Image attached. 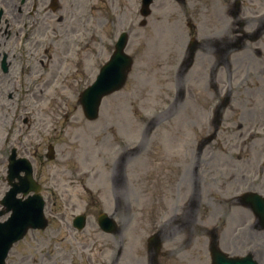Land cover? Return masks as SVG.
<instances>
[{
  "label": "rangeland",
  "instance_id": "rangeland-1",
  "mask_svg": "<svg viewBox=\"0 0 264 264\" xmlns=\"http://www.w3.org/2000/svg\"><path fill=\"white\" fill-rule=\"evenodd\" d=\"M111 0H96V10L98 7H105L106 2ZM115 4L123 6L126 12H132L136 8L137 0H112ZM98 14H96V19ZM245 53V52H243ZM255 68L259 65L252 62ZM72 67V66H71ZM88 67V65H87ZM138 65H136V68ZM135 68V69H136ZM131 77V81L127 89H124L109 98L110 105L104 107L98 121H87L83 118L81 110L75 109V94L79 89L78 83L85 84L89 77L87 75H77L71 73L66 75L65 80L62 79L63 89L60 92L53 93L49 91L44 93L48 100L39 105H28L26 112L20 113V118L16 121L15 126L21 127L22 137L15 139V134L9 132L10 112L9 104H0V197L7 189L5 181V168L7 156L10 151L11 143L20 142L19 155L27 156L32 161L35 178L42 184V194L45 199V213L50 216L54 212L73 214L77 211L84 210L87 206V211L91 214L95 213L100 208L98 203L105 202V161H110L109 157L114 156L117 152L116 143L125 141V137L109 140V132H114L118 127H121L125 133L136 130V120L141 121L142 114L138 111L141 105V89L143 76L139 71ZM24 77H17L16 85ZM148 79V86L154 85L153 77ZM156 84H158L156 82ZM157 85L150 86L152 92L157 91ZM43 93L40 94V97ZM129 97V98H128ZM153 98V96H151ZM20 101H16L18 104ZM41 102V101H40ZM1 103V101H0ZM147 104H150V100ZM113 108L121 109L122 114L119 119L115 116ZM33 113L30 122L25 125L21 123L23 115H28V112ZM62 112L66 113L68 119L65 120ZM148 112H151L149 109ZM73 114V117H72ZM121 122V123H120ZM120 123V124H119ZM126 127V130H125ZM124 128V129H123ZM118 132V131H117ZM9 136L8 145L4 142V138ZM52 143L54 145V158L49 160L45 157L46 145ZM110 144H112L110 146ZM115 145V146H114ZM136 159H132L128 164V174L133 175L137 171ZM96 172V174H94ZM126 172V173H127ZM108 201V200H107ZM88 202V203H87ZM109 202V201H108ZM50 218V217H49ZM241 221V218H235ZM257 224V221H256ZM58 224L55 222L49 223L46 230L43 232L29 231L27 236L18 249H30L35 251L37 244H50V253H53V247L57 244L61 245L62 237L66 236L64 231L56 232ZM94 236L93 231L88 229L87 232L75 235V240L70 239L64 245L61 251V258L66 259L67 254L74 250L82 257L86 256L84 241L86 238ZM95 236H97L95 234ZM64 240V239H63ZM65 242V241H64ZM100 250L104 248L103 241L100 238ZM54 245V246H53ZM53 246V247H52ZM14 248V247H13ZM12 248V249H13ZM13 251V250H12ZM11 251V252H12ZM9 252L7 264H11V259L15 258V254ZM50 253L43 252L45 257H49ZM97 254L101 252H96ZM18 255V252L16 253ZM44 262L48 261L44 258ZM20 264H27L26 259H23Z\"/></svg>",
  "mask_w": 264,
  "mask_h": 264
},
{
  "label": "flooded vegetation",
  "instance_id": "flooded-vegetation-1",
  "mask_svg": "<svg viewBox=\"0 0 264 264\" xmlns=\"http://www.w3.org/2000/svg\"><path fill=\"white\" fill-rule=\"evenodd\" d=\"M193 1L168 0L171 8L169 14L165 12V5L160 8L156 2L154 23H174L176 19L174 11L177 8L184 11L185 23H196L197 18L202 17V10L216 1L226 4L224 12L233 6L236 15L240 14L243 17L242 23H250V20L257 17L259 21L264 17V0H204L201 9L198 5L199 10L191 12L187 7H191ZM0 4L4 8L10 7L7 18L2 9L0 10V62L4 56L7 66L6 72H2L0 68V83L4 82L3 76H15L17 66L20 72L25 70L22 67L25 58L30 61L33 58L39 59L43 73L55 75L62 68L60 61L66 55L82 54V57H86L90 53L96 54V35L101 23L92 20L89 22L87 17L86 20L80 19L75 0H0ZM75 11L79 22L75 19ZM210 29L214 32L219 31L216 25H211ZM192 37L196 38L195 35ZM79 44L88 51L84 52L79 48L73 52L72 50ZM200 44L196 40L194 55L204 51ZM43 60L46 62L42 63ZM33 69L30 67L27 73H31ZM13 95V92L10 93L8 98L14 97Z\"/></svg>",
  "mask_w": 264,
  "mask_h": 264
}]
</instances>
